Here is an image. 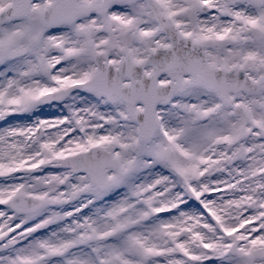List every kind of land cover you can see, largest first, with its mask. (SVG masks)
<instances>
[{
	"label": "snow or ice",
	"instance_id": "obj_1",
	"mask_svg": "<svg viewBox=\"0 0 264 264\" xmlns=\"http://www.w3.org/2000/svg\"><path fill=\"white\" fill-rule=\"evenodd\" d=\"M0 122V264H264V0H0Z\"/></svg>",
	"mask_w": 264,
	"mask_h": 264
},
{
	"label": "rangeland",
	"instance_id": "obj_2",
	"mask_svg": "<svg viewBox=\"0 0 264 264\" xmlns=\"http://www.w3.org/2000/svg\"><path fill=\"white\" fill-rule=\"evenodd\" d=\"M53 114H58V113H54V110H52V109H45L42 113H41V115L42 116H52ZM2 126H4L3 125V123L2 122H0V127H2Z\"/></svg>",
	"mask_w": 264,
	"mask_h": 264
}]
</instances>
